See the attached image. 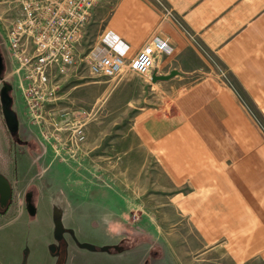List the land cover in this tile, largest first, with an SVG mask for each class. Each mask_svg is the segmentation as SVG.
<instances>
[{"label": "crops", "instance_id": "obj_1", "mask_svg": "<svg viewBox=\"0 0 264 264\" xmlns=\"http://www.w3.org/2000/svg\"><path fill=\"white\" fill-rule=\"evenodd\" d=\"M108 32L130 47V57L154 39L172 48L157 56L149 78L152 89L171 83L173 92L138 128L208 245L192 264H224L223 253L232 264H264V0H103L78 48L80 62L102 48ZM3 39L0 28V45L9 54ZM174 69L175 77L153 81L154 73ZM120 76L94 82L111 83L113 100L138 86L133 77ZM80 78L78 72L73 80ZM87 147L94 151L93 143ZM79 161L60 162L55 180L65 175L71 195L102 197L109 209L106 225L139 229L130 235L113 231L101 244L82 240L80 250L128 254L135 264H169V240L158 227L153 235L152 223L130 220L138 202L97 184L89 162ZM56 189L52 197L41 191L38 209L82 208L74 196L63 199V187Z\"/></svg>", "mask_w": 264, "mask_h": 264}, {"label": "rangeland", "instance_id": "obj_2", "mask_svg": "<svg viewBox=\"0 0 264 264\" xmlns=\"http://www.w3.org/2000/svg\"><path fill=\"white\" fill-rule=\"evenodd\" d=\"M17 16L15 10H9V3L0 2L2 34ZM4 52L7 55L5 75H8L14 67L13 59L10 53ZM78 72L82 78H69L62 95L56 100L57 104H53L54 101L49 104L48 108H53L50 116L57 120V126L49 120L43 124L45 120L39 118L37 122L31 117L23 104L17 81H11L12 75L8 78L14 87L12 96L20 118V130L18 134L9 132L0 101V173L12 184L8 207L5 209L0 205V264H135L134 261L129 263L128 254L120 256L111 250L105 254L80 250L82 240L101 244L113 231L130 235L139 229L136 230L135 224L128 230L123 223L112 227L106 225L103 218L107 217L109 209L102 197L71 195L65 175L55 180L60 162L68 163L72 158L62 160L50 146L42 148V143L47 142L43 133L50 137L60 134L70 141L71 122L75 118L79 120L78 126L84 124L85 139L79 140L80 151L77 150L79 153L74 161L82 159L79 161L81 165L89 162L92 166L90 173H95L93 177H96L97 184H105L116 194L119 192L128 203L131 200L138 202V207L131 210L130 220L144 218L150 227L152 223V229L158 227L159 235L169 240L166 241L167 263L192 264L208 245L192 219L180 208L178 185L138 128L143 118L169 101L172 84L152 89L149 78L152 71L149 76L126 71L120 77H133L138 86L112 100L114 87L110 86L111 83L95 84V79L83 66ZM2 86L0 79V92ZM89 142L93 143L94 151L87 147ZM64 147L62 155L66 157L71 152L68 146ZM58 187L64 188L61 192L65 201L70 202L74 196L83 203L80 204L82 208L73 211L41 207L37 215L31 217L26 209L27 191L35 192L33 198L37 204L41 191H50L46 195L52 197ZM223 254L224 264H232L227 253Z\"/></svg>", "mask_w": 264, "mask_h": 264}, {"label": "built area", "instance_id": "obj_3", "mask_svg": "<svg viewBox=\"0 0 264 264\" xmlns=\"http://www.w3.org/2000/svg\"><path fill=\"white\" fill-rule=\"evenodd\" d=\"M102 1L0 0L9 3V10H15L18 15L3 34L15 61L12 72L4 79L8 81L12 75L11 81H17L23 104L37 122L41 118L45 120L43 124L49 120L57 126V120L50 116L53 108H48L49 104L53 101L57 104L65 83L76 77L82 63L93 79H111L126 71L149 76L157 56L172 51L167 42L154 39L130 57V47L113 32H108L102 48L97 53H88L80 62L78 48L93 20L95 8ZM71 123L70 141L60 134L50 137L43 133L46 143L62 160L77 158L79 140L85 139L84 124L78 126V118ZM64 146L71 152L66 157L62 155Z\"/></svg>", "mask_w": 264, "mask_h": 264}, {"label": "water", "instance_id": "obj_4", "mask_svg": "<svg viewBox=\"0 0 264 264\" xmlns=\"http://www.w3.org/2000/svg\"><path fill=\"white\" fill-rule=\"evenodd\" d=\"M5 62L3 56L0 52V79L3 81V86L0 92V101L3 111V116L7 128L11 134H18L20 130V118L17 110L14 108V97L12 96V91L14 90L13 84L10 81L5 80ZM178 70H172L168 74L158 75L154 73L152 75L153 81L157 82L158 80H169L176 75H178ZM12 194L11 183L6 176L0 173V200L3 206L9 203ZM33 192L29 191L26 194V209L31 217L37 215L38 207L33 202ZM52 250L55 251L56 247L53 246Z\"/></svg>", "mask_w": 264, "mask_h": 264}, {"label": "flooded vegetation", "instance_id": "obj_5", "mask_svg": "<svg viewBox=\"0 0 264 264\" xmlns=\"http://www.w3.org/2000/svg\"><path fill=\"white\" fill-rule=\"evenodd\" d=\"M37 145H38L39 148H40V144H37ZM50 148H51V147H50ZM1 174H2V173H1ZM3 175H4V174H3ZM4 176H5V175H4ZM8 180H9V179H8ZM11 187H12V184H11ZM28 192H29V191H27V193H28ZM32 192H33V197H34V193H35V192H34L33 190H32ZM32 199H33V202H34V198H32ZM34 203H35V202H34ZM8 204H9V203H8ZM8 204H7V205H8ZM0 205H1L2 208L4 207L5 209L8 207L7 205L3 206V205L1 204V200H0Z\"/></svg>", "mask_w": 264, "mask_h": 264}, {"label": "trees", "instance_id": "obj_6", "mask_svg": "<svg viewBox=\"0 0 264 264\" xmlns=\"http://www.w3.org/2000/svg\"><path fill=\"white\" fill-rule=\"evenodd\" d=\"M0 52H1L2 56H3V60H4V62L7 63V55H6L5 52L3 51L1 45H0Z\"/></svg>", "mask_w": 264, "mask_h": 264}]
</instances>
